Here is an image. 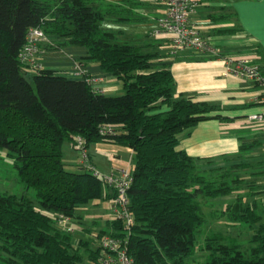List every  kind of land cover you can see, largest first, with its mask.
<instances>
[{
	"label": "trees",
	"instance_id": "trees-1",
	"mask_svg": "<svg viewBox=\"0 0 264 264\" xmlns=\"http://www.w3.org/2000/svg\"><path fill=\"white\" fill-rule=\"evenodd\" d=\"M134 15L133 6L120 1L0 0V149L13 159L16 181L25 189L18 194L0 187V264H81L85 253L97 261L93 234L83 229L89 237L78 235L72 217L92 200L111 201L114 191L100 172L80 161L76 168L64 162L63 143L70 140L78 149L77 136L86 148L106 141L125 145L134 155L129 207L135 223L126 233L122 220L107 218L108 228L94 235L97 244L103 234L126 233L135 264H264L259 192L251 181L249 190L239 193L246 176L235 174L254 173L253 162L216 163L178 148L200 122L236 117L218 104L176 96L171 69L155 68L159 50L146 51L101 27L107 20L134 22ZM33 27L50 40L41 51L85 47L80 63H98L122 82L124 93L106 94L86 76L22 61ZM104 125L113 126L111 135L100 133ZM226 196L235 199L212 217L235 232L213 230L203 237L208 219L198 199ZM60 214L71 219L73 232Z\"/></svg>",
	"mask_w": 264,
	"mask_h": 264
},
{
	"label": "crops",
	"instance_id": "crops-1",
	"mask_svg": "<svg viewBox=\"0 0 264 264\" xmlns=\"http://www.w3.org/2000/svg\"><path fill=\"white\" fill-rule=\"evenodd\" d=\"M121 1L133 6L134 17L138 20L125 23L107 20L101 27L120 33L121 38L144 46L146 51L159 50L160 55L154 60L155 68L167 66L171 69L176 81V96L218 104L226 110L225 114L236 117L230 121L200 122L190 135L181 139L178 148L193 157L211 158L216 163L252 160L259 173L255 181L259 194L255 198L264 215V123L248 119L249 114L259 110L257 97L262 93L261 88L228 73L222 58L191 50L174 53L168 35H152L155 22L162 15L158 10L164 9L158 0ZM217 15H222L221 19L215 20L213 16ZM193 20L223 56H249L264 69V0H200ZM86 54L85 47L66 46L45 49L39 59L45 68L82 78L75 67L77 64L86 76L96 79V86L106 94H122V82L103 71L98 63H80Z\"/></svg>",
	"mask_w": 264,
	"mask_h": 264
},
{
	"label": "built area",
	"instance_id": "built-area-1",
	"mask_svg": "<svg viewBox=\"0 0 264 264\" xmlns=\"http://www.w3.org/2000/svg\"><path fill=\"white\" fill-rule=\"evenodd\" d=\"M164 8V13L159 16L152 29V35H168L172 42V50L184 52L195 50L200 53L222 58L226 63V70L242 79L252 81L257 84L262 93L257 97V103L260 104L259 110L248 115L251 121L264 123V72L259 64L253 63L249 56L227 57L216 48V46L203 36L200 28L193 20L197 12L200 0H158ZM47 40L46 33L40 27H33L29 30L27 43L20 52L22 61L32 64L35 67H43L35 64V58L40 52V46ZM75 67L79 70L81 77L86 76L82 67L77 64ZM91 84L98 90L96 79L86 76ZM103 136L113 133L112 125H104L100 128ZM76 144L80 151V163L88 168L96 170L91 162L89 153L85 146V139L81 136L76 137ZM97 171V170H96ZM98 172V171H97ZM106 184L114 191L110 208L112 219L122 220L124 223V232L130 231L135 223L134 216L130 211L129 189L133 183L132 169L117 168L109 173L103 174ZM60 222L64 223L68 231L75 229L71 225V219L63 214L59 216ZM124 233L121 235L103 234L97 244L98 258L95 264H135V259L130 253L129 237Z\"/></svg>",
	"mask_w": 264,
	"mask_h": 264
},
{
	"label": "rangeland",
	"instance_id": "rangeland-1",
	"mask_svg": "<svg viewBox=\"0 0 264 264\" xmlns=\"http://www.w3.org/2000/svg\"><path fill=\"white\" fill-rule=\"evenodd\" d=\"M107 2H119V0H106ZM120 2H122L120 0ZM162 9L159 11L160 15L164 13ZM163 11V13H162ZM47 36V35H46ZM156 36V35H155ZM122 41H128L124 38H121ZM49 38L47 36V40L43 41L41 43L40 48H43L46 42H49ZM130 43H133L129 40ZM194 52H198L195 50H191ZM38 53L37 57L35 58V64H43L41 62V59H39V56L41 54ZM200 53V52H198ZM217 58V57H216ZM101 89V88H100ZM124 93V92H122ZM224 113H227L226 110L223 111ZM88 153L91 155V161L93 162L96 170L100 172L102 175L111 172L114 169L117 168H133L134 167V155L133 150L125 145L122 144H116V143H110L106 141H97L92 142L89 147L87 148ZM121 155V156H119ZM93 158V159H92ZM80 159V151L75 148L73 145V142L70 140H66L63 143V160L65 163H68L70 165H73L74 168H76L75 165H77L78 161ZM253 161L251 160V163ZM254 165H252V171H246L240 170L236 172V175L240 176H246V180L243 181L241 188H239L238 192L245 194L246 191H248V185L251 184V181H256L258 179L259 173L255 174L256 170L254 169ZM200 173L208 174L203 170L202 167H199ZM16 169L14 167L13 159L9 156H7L5 150L0 149V186L2 189L9 186L10 193H18L22 194L25 193L24 186L21 185L16 181ZM8 184V185H7ZM28 195L36 202V197L34 195V190L30 189L28 191ZM235 198L230 196L226 197H220L218 199L214 200H207L205 198L198 199L201 203L202 210L204 214L206 215L208 219V224L205 226L202 236L205 237L209 232L213 230H220L223 232H229L233 233L235 232L234 229H228L226 227V223L223 221H217L214 220L212 217L213 213H219L221 210H223L227 204L234 201ZM246 200L253 199L252 197H245ZM111 201L104 198H99L92 200L88 202L85 205H82L76 209V215L75 217H72V223L74 226H76L77 233L81 237H89L87 233L83 231V229L89 230L91 234H93V237L91 238V248L96 249L97 242L94 235L99 233L101 230L107 229V218L111 215V208H110ZM36 205H38L36 203ZM217 218V217H215ZM91 237V236H90ZM81 264H94V262L88 257V253H85L84 259L81 262Z\"/></svg>",
	"mask_w": 264,
	"mask_h": 264
}]
</instances>
